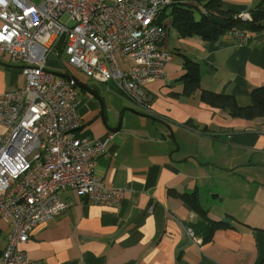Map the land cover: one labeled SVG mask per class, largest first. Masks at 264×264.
<instances>
[{"label": "crops", "instance_id": "0c3cea01", "mask_svg": "<svg viewBox=\"0 0 264 264\" xmlns=\"http://www.w3.org/2000/svg\"><path fill=\"white\" fill-rule=\"evenodd\" d=\"M259 1L220 0L219 8L249 12ZM164 22L170 59L162 78L142 85L148 111L100 92L106 123L116 127L121 120L111 132L100 101L77 90L82 125L75 135L111 134L94 172L106 187L121 189L120 204L87 203L72 190L61 191L70 206L22 245L36 264H264V117H234L201 98L207 90L244 106L251 91L264 86V20L244 45L231 33L217 41L182 38L169 16ZM187 61L194 64L189 68ZM65 64L56 55L48 59L56 69L50 71L69 72ZM188 70L200 84L192 94L183 91ZM24 82L20 65L0 49V93ZM191 196L211 220L226 224L208 242L195 234L197 244L186 234L201 220L186 201ZM0 232L1 264L9 232L1 219Z\"/></svg>", "mask_w": 264, "mask_h": 264}, {"label": "built area", "instance_id": "2783aa9c", "mask_svg": "<svg viewBox=\"0 0 264 264\" xmlns=\"http://www.w3.org/2000/svg\"><path fill=\"white\" fill-rule=\"evenodd\" d=\"M170 2L0 0V49L25 76L22 87L0 93V219L9 226L1 264H36L22 245L37 226L70 206L61 191L72 190L87 203L122 200L121 189L106 187L94 172L111 134L75 135L82 125L78 88L51 73L48 56L64 53L69 68L146 112L142 85L162 78L170 59L163 47L168 24L159 20ZM233 35L238 44L247 43L246 34ZM185 229L201 243L190 226Z\"/></svg>", "mask_w": 264, "mask_h": 264}, {"label": "trees", "instance_id": "16d2710c", "mask_svg": "<svg viewBox=\"0 0 264 264\" xmlns=\"http://www.w3.org/2000/svg\"><path fill=\"white\" fill-rule=\"evenodd\" d=\"M220 0H171V2L162 8L159 20H164L166 16L170 18V24L176 29L178 35L182 38L190 36H199L204 40L217 41L224 34L238 30L244 34H250L259 31L261 22L264 20V0H260L249 11L250 19H240L235 17L236 12L224 11L219 8ZM169 9V15L165 10ZM198 11L199 16L194 13ZM190 61L186 66L191 67ZM183 91L186 94H192L200 88V84L191 70L186 73ZM201 98L204 102L213 107L221 108L234 117L252 119L254 117H264V86L257 87L251 91L250 103L244 106L239 105L236 100L228 95L216 94L212 91L201 90ZM188 205L201 217V220L195 225H190L194 234L202 238V242L211 240L213 232L226 226L221 221L211 220L206 211L202 209L196 197L186 198Z\"/></svg>", "mask_w": 264, "mask_h": 264}, {"label": "water", "instance_id": "95a60500", "mask_svg": "<svg viewBox=\"0 0 264 264\" xmlns=\"http://www.w3.org/2000/svg\"><path fill=\"white\" fill-rule=\"evenodd\" d=\"M52 74H54L55 76H59L62 78H65L67 80H73L75 85L77 86V88L84 90L90 94H92L93 96H95L98 101H100V105H101V110H100V116L103 119V123L104 125L107 127V129L111 132H116L120 129V125H121V120H119L118 125L116 127H110L104 117H105V113H104V101L103 98L100 97V87L95 84V83H87V82H82L81 80H79L77 77H75L74 75L68 73V72H54L51 71Z\"/></svg>", "mask_w": 264, "mask_h": 264}, {"label": "rangeland", "instance_id": "374dc122", "mask_svg": "<svg viewBox=\"0 0 264 264\" xmlns=\"http://www.w3.org/2000/svg\"><path fill=\"white\" fill-rule=\"evenodd\" d=\"M32 1L35 2V3L39 2V0H32ZM51 56H53V55L51 54V55H49L48 58H47V66H48V59H49ZM58 58H59V60H60L63 64H65L64 61H65L66 56H65L64 53H61V57H58ZM65 65H67V64H65ZM67 66H68V65H67ZM48 68H49L50 70H56V69H54V68H52V67H49V66H48ZM67 70H68L72 75H74L75 77H77V78H83V75H82V73H81L79 70L74 69V68H68V67H67ZM54 72H59V71H54ZM99 87H100L101 95H102L103 97H106V100H109V97H112V98H114V100L117 101L118 103L126 102L125 99H123V97H121L119 94L113 92L112 90L106 88V86H104V85H100ZM78 93H79V94H78V95H79V98H81V94H80L81 92H80V90L78 91ZM78 95H77V98H78ZM0 235L3 236L2 232H0Z\"/></svg>", "mask_w": 264, "mask_h": 264}]
</instances>
